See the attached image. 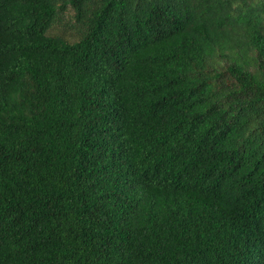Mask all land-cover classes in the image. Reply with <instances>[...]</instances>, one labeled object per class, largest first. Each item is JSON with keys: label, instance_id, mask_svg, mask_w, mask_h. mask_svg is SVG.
Returning <instances> with one entry per match:
<instances>
[{"label": "trees", "instance_id": "16d2710c", "mask_svg": "<svg viewBox=\"0 0 264 264\" xmlns=\"http://www.w3.org/2000/svg\"><path fill=\"white\" fill-rule=\"evenodd\" d=\"M0 264H264V0H0Z\"/></svg>", "mask_w": 264, "mask_h": 264}]
</instances>
